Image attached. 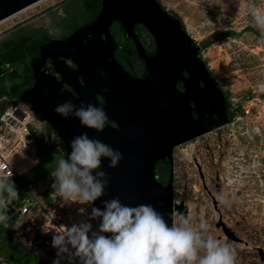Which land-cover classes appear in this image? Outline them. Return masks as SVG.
Masks as SVG:
<instances>
[{
	"label": "water",
	"instance_id": "water-1",
	"mask_svg": "<svg viewBox=\"0 0 264 264\" xmlns=\"http://www.w3.org/2000/svg\"><path fill=\"white\" fill-rule=\"evenodd\" d=\"M38 1L0 0V21ZM114 23L131 40L136 26L152 36L156 52L144 59L143 79L132 78L116 60L115 37L109 31ZM57 50L76 67L71 73L76 84H69L77 95L56 96L50 84L39 80L27 104L61 140L66 159L71 140L83 133L122 153L116 168H109L110 159L102 157L101 168L92 173L103 171L110 178L104 195L93 203L98 209L103 211L105 202L116 197L132 207L151 204L171 226L174 211L185 214L186 209L174 203L173 185L159 182L157 165L165 159L172 164L176 147L227 123L213 125L206 118L221 107L224 97L183 23L164 11L158 0H104L96 16L59 41ZM78 79L86 85H78ZM178 82L182 92L175 87ZM96 96L103 102L98 103ZM66 101L77 107L81 103L103 107L108 116L104 131L82 127L74 116L57 115L55 107ZM12 205L17 206L15 201L9 205L6 225L19 217L11 215Z\"/></svg>",
	"mask_w": 264,
	"mask_h": 264
},
{
	"label": "rangeland",
	"instance_id": "rangeland-1",
	"mask_svg": "<svg viewBox=\"0 0 264 264\" xmlns=\"http://www.w3.org/2000/svg\"><path fill=\"white\" fill-rule=\"evenodd\" d=\"M65 1L48 0L0 25V45L21 28L43 29L49 35H58ZM159 2L183 23L227 100L256 97V107L246 119H231L226 126L174 149L170 179L173 201L186 211H174L173 222L179 223L184 217L197 230L205 224V236L210 234L234 249L235 264H264V38L253 30L254 26L247 28L252 4L264 7V0ZM226 30L234 31L235 36L213 40L215 32ZM20 83L21 77L2 75L0 97H6L7 105ZM190 149L189 161L182 151ZM23 159L20 156L17 162ZM60 159L61 153L45 148L38 161L22 167L21 176L11 182L16 190H20L21 183L34 184L37 180L39 185H53L54 170L46 178L41 177L50 164H57ZM218 194H222L223 202ZM5 223H0V256L19 260L20 264H27L26 260L42 264L34 255L41 239V217L28 214L7 226Z\"/></svg>",
	"mask_w": 264,
	"mask_h": 264
},
{
	"label": "clouds",
	"instance_id": "clouds-1",
	"mask_svg": "<svg viewBox=\"0 0 264 264\" xmlns=\"http://www.w3.org/2000/svg\"><path fill=\"white\" fill-rule=\"evenodd\" d=\"M250 15L252 25L264 37V7L253 3ZM54 111L65 119L74 116L82 127L98 133L104 131L108 121L103 107L92 104L81 103L77 107L66 101ZM70 147V156L61 158L51 173L54 192L65 203L92 204L104 195L110 179L103 171L95 176L92 173L101 168L102 157L110 159L109 168H116L123 159L122 153L90 139L87 133L75 136ZM10 178L0 176V223L8 222V207L18 199ZM218 199L223 202L222 194H218ZM50 214L54 217V213ZM97 219L101 220L97 231L88 222L57 228L52 239V246L57 249L54 264H60L65 255L68 264H74L75 259L80 264H235L234 249L210 234L205 236V224L197 230L181 217L179 223L169 226L164 215L151 204L132 207L116 197L105 202L103 211L92 208L89 220Z\"/></svg>",
	"mask_w": 264,
	"mask_h": 264
},
{
	"label": "built area",
	"instance_id": "built-area-1",
	"mask_svg": "<svg viewBox=\"0 0 264 264\" xmlns=\"http://www.w3.org/2000/svg\"><path fill=\"white\" fill-rule=\"evenodd\" d=\"M251 25L250 20L247 27L252 28ZM253 30L261 34L256 27ZM5 100L6 97H0V176L15 179L21 176L19 171L22 167L38 161L40 144L45 148L51 147L57 152H61L63 144L54 132H50L45 127V120L28 104L13 99L7 105ZM255 100L256 97L250 95L243 97L241 101L229 99V107L233 113L232 121H242L250 116L252 109L256 107ZM20 156H23L24 159L22 162H17ZM29 169L24 171L27 172ZM52 186L45 183L39 186L32 183H21V188L17 192H21L22 197L15 200L17 206H11L13 208L11 215L18 213V216L21 217L37 214L41 217V239L34 255L42 264H54L57 260V249L52 246L53 236L56 235L55 231H59L57 228L60 226L70 228L73 224L88 222L92 224V230L97 231L101 223L99 219L89 220L92 208H97L93 203H65L54 192ZM50 212L54 213V217ZM0 264L16 263L0 256ZM60 264H68L67 255L64 256ZM74 264H80L79 259H75Z\"/></svg>",
	"mask_w": 264,
	"mask_h": 264
},
{
	"label": "flooded vegetation",
	"instance_id": "flooded-vegetation-1",
	"mask_svg": "<svg viewBox=\"0 0 264 264\" xmlns=\"http://www.w3.org/2000/svg\"><path fill=\"white\" fill-rule=\"evenodd\" d=\"M112 25L109 27V31H114V29L117 28ZM134 30L136 37L133 40L129 39L124 32L117 31V34L115 33L116 37L114 41L116 49L114 55L120 66L126 70L132 78L140 80L145 76L144 59L145 57L152 56L156 52V45L154 44L152 36L144 28L136 26ZM70 34L60 39L50 41L38 36L40 40L37 41V43L42 42L44 45L40 51L35 53L32 62L26 63L25 65H23L24 63L13 64L9 63V61L4 64L1 63L0 79L4 73L12 78L21 77L19 94L26 98L30 96L39 80H44V83L50 84L56 91V96H65V98L69 99L74 98L77 94L70 84H76L71 74L76 67L71 60L62 57L61 54L58 53V50L55 51L59 41H62ZM24 40L25 39H22V41ZM52 53L53 59H50L49 55H52ZM78 82L79 84H77L82 87L86 85L82 79H78ZM175 87L177 91H183L181 82L176 83ZM222 94L224 100L221 107L213 109L206 117L213 125L219 124L225 120L227 121V123L216 129L226 126L230 122L231 117V110L226 94L223 92ZM96 100L98 103L103 102L100 96H96ZM28 106L32 108L29 104ZM45 126L48 127V130H51L47 123ZM168 166H171V163L165 159V162L158 164L155 170V174L162 185L168 184L166 181L168 177Z\"/></svg>",
	"mask_w": 264,
	"mask_h": 264
},
{
	"label": "trees",
	"instance_id": "trees-1",
	"mask_svg": "<svg viewBox=\"0 0 264 264\" xmlns=\"http://www.w3.org/2000/svg\"><path fill=\"white\" fill-rule=\"evenodd\" d=\"M104 0H66L63 5V17L60 19L58 23V35L52 36L49 35L43 29H29V28H21L17 30L9 39L1 42L0 45V64H4L9 61V63L13 64H23L32 62L34 59L33 56L35 53L40 51L43 48L42 42L37 43L40 39L38 36L45 38L46 40H57L66 35L72 33L78 27L84 25L91 19H93L99 8L101 7ZM164 9V8H163ZM173 17L178 18L177 15L172 14ZM112 26H116L117 28L114 31H110L112 36L116 37L117 31H120V27L117 23H114ZM248 28V27H247ZM118 29V30H117ZM116 33V34H115ZM236 33L234 31H217L213 36V40L219 41L224 38H229L235 36ZM151 37V36H150ZM22 39H25L22 41ZM4 60V61H3ZM20 85L18 88L13 89V99L19 100L21 102L27 103L26 97L19 94ZM5 107V106H4ZM34 112L35 110L31 108ZM233 117V113H231L230 120ZM52 132L51 130H49ZM45 152V147L40 144L38 147V154L41 156ZM61 158H65V149L64 146L61 150ZM57 164H50L44 174L42 175V179L46 178L55 168ZM32 168V167H31ZM37 167H35L36 169ZM34 169V168H32ZM31 170V169H29ZM28 170V171H29ZM171 166H168V177L166 181L168 184L171 182ZM39 186L38 180L35 181L34 185ZM25 259V258H24ZM26 260V259H25ZM27 264H39V262L26 260Z\"/></svg>",
	"mask_w": 264,
	"mask_h": 264
},
{
	"label": "bare ground",
	"instance_id": "bare-ground-1",
	"mask_svg": "<svg viewBox=\"0 0 264 264\" xmlns=\"http://www.w3.org/2000/svg\"><path fill=\"white\" fill-rule=\"evenodd\" d=\"M46 1H48V0H40V1H38V2H36V3H34V4H32V5L28 6L27 8H25V9H23V10H21V11L15 13V14H13V15H11V16H9V17L3 19V20H1V21H0V25L5 24L6 22H8V21H10V20H12V19H14V18H16L19 14H22V13H24L25 11H27V10H29V9H31V8L37 6V5L41 4V3H44V2H46ZM182 155L184 156L185 159H187V160L190 161V159H191V149H190L189 151H187V150H183V151H182Z\"/></svg>",
	"mask_w": 264,
	"mask_h": 264
},
{
	"label": "crops",
	"instance_id": "crops-1",
	"mask_svg": "<svg viewBox=\"0 0 264 264\" xmlns=\"http://www.w3.org/2000/svg\"><path fill=\"white\" fill-rule=\"evenodd\" d=\"M8 225V224H7ZM6 224H5V226H7ZM2 257H4V258H6L5 256H2ZM8 259H10V258H8ZM11 261H13L12 259H10ZM13 262H15L16 264H20V261L19 260H16V261H13ZM33 262V261H32Z\"/></svg>",
	"mask_w": 264,
	"mask_h": 264
}]
</instances>
